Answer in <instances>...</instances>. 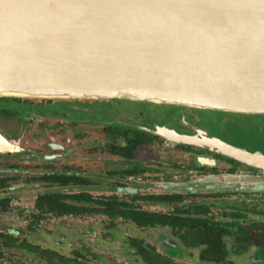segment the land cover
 I'll return each instance as SVG.
<instances>
[{
  "label": "flooded vegetation",
  "instance_id": "af4514ba",
  "mask_svg": "<svg viewBox=\"0 0 264 264\" xmlns=\"http://www.w3.org/2000/svg\"><path fill=\"white\" fill-rule=\"evenodd\" d=\"M25 99L0 100L11 112L0 110V133L18 145L0 151V264L21 263L19 255L36 264L74 258L75 250L53 247L59 239L37 240L53 219L67 217L108 218L116 237L119 224L159 229L155 242L127 234L128 264H264V113L126 98ZM27 185L36 188L30 196L12 192ZM57 190L76 202V215L53 213L47 194ZM108 206L120 212L102 211ZM133 209L168 220L139 226ZM76 250L80 264L101 260L85 245Z\"/></svg>",
  "mask_w": 264,
  "mask_h": 264
},
{
  "label": "water",
  "instance_id": "95a60500",
  "mask_svg": "<svg viewBox=\"0 0 264 264\" xmlns=\"http://www.w3.org/2000/svg\"><path fill=\"white\" fill-rule=\"evenodd\" d=\"M0 96L264 113V0H0Z\"/></svg>",
  "mask_w": 264,
  "mask_h": 264
},
{
  "label": "rangeland",
  "instance_id": "374dc122",
  "mask_svg": "<svg viewBox=\"0 0 264 264\" xmlns=\"http://www.w3.org/2000/svg\"><path fill=\"white\" fill-rule=\"evenodd\" d=\"M10 130L16 131L17 129L12 128ZM92 130H97V128ZM35 189L36 188L27 185L16 187L12 190V192H15V194L17 193L21 197L30 196ZM20 204L21 206L26 205V210L30 209V204L24 200H21ZM20 204L16 202L13 203L15 208L13 209V212L16 213L18 211L17 208ZM144 208L149 210L161 209L153 204H144ZM110 227H112L111 221H109L108 218L101 217H88L83 219L67 217L62 219H53L52 225L49 226V229H47L48 231L50 230L51 233H42L37 236V240L44 238L43 240H46L45 243H49L48 240L55 241V239H59L62 241L59 243L60 245H49H54V248L68 256H72L74 250L82 245H85L101 257L98 264H116V262L117 264H128L130 259L133 260V258H127V256L122 252L124 249L128 248L127 241L125 240L127 234L132 237H144L147 240L154 242L159 236V229H144V231H138L131 224H119L118 234L116 237ZM88 229H90V232H87ZM50 236L52 237V240L50 239ZM116 254L118 255L115 256ZM19 256L22 262L16 264H36L37 262H40L37 257L32 259L28 256ZM133 264H135L134 261Z\"/></svg>",
  "mask_w": 264,
  "mask_h": 264
},
{
  "label": "trees",
  "instance_id": "16d2710c",
  "mask_svg": "<svg viewBox=\"0 0 264 264\" xmlns=\"http://www.w3.org/2000/svg\"><path fill=\"white\" fill-rule=\"evenodd\" d=\"M0 100H2L3 102H5L4 100H13V101H23L24 100H28L25 98H19V97H0ZM47 100V99H46ZM50 100V99H48ZM9 106L6 105V107H0V110L2 112H6L9 113L10 110L8 108ZM11 113V112H10ZM48 196H50L51 198V209L53 211V213H55L56 215H64L67 213H72L74 212L75 215L78 211V206L76 204V202H71V203H67L66 201H64V197H65V193H63L62 190H57V191H52L50 194H47ZM73 196H77V194H72ZM155 201H157L158 198H152ZM90 210L88 209V207H85L83 210V213L86 214L88 213ZM102 211H105L108 214H114V213H119L120 209H115L111 206L106 207L105 209H102ZM136 210L133 209V212L131 213V219L137 223L139 226H150V225H156V224H162L164 222H166L168 220V217L159 213H154V212H149L144 210V213L139 212H134ZM5 238H7L6 236H4ZM7 242V240H5ZM33 251L38 252L40 251L39 249H34ZM75 257L74 258H68V259H64L65 257L63 256L62 258L64 259L63 261H65L63 264H80L78 262V254H79V250H75ZM150 261H153L154 264L157 262V260L150 258Z\"/></svg>",
  "mask_w": 264,
  "mask_h": 264
}]
</instances>
